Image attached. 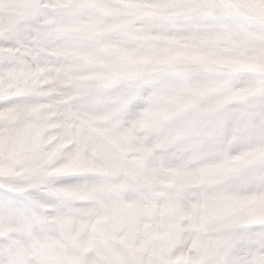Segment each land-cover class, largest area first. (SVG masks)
Here are the masks:
<instances>
[{
	"label": "snow or ice",
	"instance_id": "6c2138e0",
	"mask_svg": "<svg viewBox=\"0 0 264 264\" xmlns=\"http://www.w3.org/2000/svg\"><path fill=\"white\" fill-rule=\"evenodd\" d=\"M0 264H264V0H0Z\"/></svg>",
	"mask_w": 264,
	"mask_h": 264
}]
</instances>
